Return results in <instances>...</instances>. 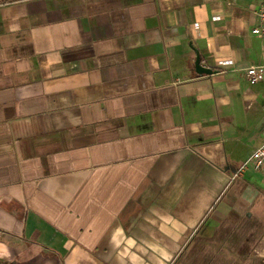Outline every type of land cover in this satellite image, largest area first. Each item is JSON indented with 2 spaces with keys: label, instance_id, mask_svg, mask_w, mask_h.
Segmentation results:
<instances>
[{
  "label": "crops",
  "instance_id": "0c3cea01",
  "mask_svg": "<svg viewBox=\"0 0 264 264\" xmlns=\"http://www.w3.org/2000/svg\"><path fill=\"white\" fill-rule=\"evenodd\" d=\"M258 4L0 0V264H264Z\"/></svg>",
  "mask_w": 264,
  "mask_h": 264
},
{
  "label": "built area",
  "instance_id": "2783aa9c",
  "mask_svg": "<svg viewBox=\"0 0 264 264\" xmlns=\"http://www.w3.org/2000/svg\"><path fill=\"white\" fill-rule=\"evenodd\" d=\"M258 1L259 4L253 10L256 18V24L251 29V34L257 36L262 41V62L260 64L247 67L243 70L244 79L250 86H255L264 82V0ZM232 64V61H224L218 62L217 66L219 68H224ZM249 168L254 171L264 169V142L237 166L235 172L230 178L235 179L240 177Z\"/></svg>",
  "mask_w": 264,
  "mask_h": 264
},
{
  "label": "water",
  "instance_id": "95a60500",
  "mask_svg": "<svg viewBox=\"0 0 264 264\" xmlns=\"http://www.w3.org/2000/svg\"><path fill=\"white\" fill-rule=\"evenodd\" d=\"M194 53H195L194 70L197 75L201 76L203 74L210 75V74L216 73V71H213L210 68L203 67L201 65L199 52L197 50H194Z\"/></svg>",
  "mask_w": 264,
  "mask_h": 264
}]
</instances>
